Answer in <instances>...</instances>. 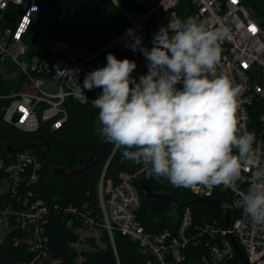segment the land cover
<instances>
[{
	"label": "built area",
	"instance_id": "2783aa9c",
	"mask_svg": "<svg viewBox=\"0 0 264 264\" xmlns=\"http://www.w3.org/2000/svg\"><path fill=\"white\" fill-rule=\"evenodd\" d=\"M150 1L153 7L145 13H130L121 7L130 25L103 48L90 50L72 35H66L38 53L37 45L32 48L28 42V35L39 18V0H0V85L5 84L7 89L0 94L2 124L24 133L38 132L43 125L50 131L62 128L69 119V101L90 104V92L96 89L85 90L87 99L76 98L71 94L73 81L83 85L89 72L106 66L110 48L119 46L133 51L125 47L132 40L128 29L142 37V46L150 49L159 28L177 17L181 0ZM190 1L196 7L194 19L210 29L223 26L228 30V37L221 44L218 72L226 73L241 87L237 118L242 131L255 133L254 148L264 163V28L242 0ZM253 26L255 31L251 30ZM130 60L137 64L132 76L138 81L147 73V61L139 50L133 51ZM116 152L114 147L108 155L95 200L89 198L82 204L66 206H49L30 190L43 166L33 148H20L0 158V226L7 235L17 232L14 246L31 254L29 260L15 264H66L63 257L53 253L49 237V221L55 214L65 218L72 233L68 245L76 264H83L88 254L105 251V237L116 253L115 234L135 243L146 258L145 264H226L237 253L231 237L248 264H264V225L253 223L240 206V193L249 187L247 179L242 178L232 188L190 189L196 198L229 196L234 213L233 218L228 214L229 226L226 218L224 225L217 219L196 222L188 205L180 209L172 228L151 232L138 218V184L147 172L142 165L133 164L123 168L116 178L108 176L107 168Z\"/></svg>",
	"mask_w": 264,
	"mask_h": 264
},
{
	"label": "clouds",
	"instance_id": "9594fccd",
	"mask_svg": "<svg viewBox=\"0 0 264 264\" xmlns=\"http://www.w3.org/2000/svg\"><path fill=\"white\" fill-rule=\"evenodd\" d=\"M127 35L132 40L125 47L147 61L138 81L134 60L108 53L106 66L89 72L83 85L71 83L76 98L102 89L91 101L98 110L96 135L150 177L175 187L232 188L247 179L240 206L253 223L264 225V163L254 148L255 133L242 131L237 118L242 89L218 72L228 30L172 17L150 49L133 29Z\"/></svg>",
	"mask_w": 264,
	"mask_h": 264
},
{
	"label": "trees",
	"instance_id": "16d2710c",
	"mask_svg": "<svg viewBox=\"0 0 264 264\" xmlns=\"http://www.w3.org/2000/svg\"><path fill=\"white\" fill-rule=\"evenodd\" d=\"M45 1L39 0L41 7L39 17L43 14L42 7ZM52 2L53 13L48 33L55 36V39L72 35L76 40L74 31L81 32L82 40L76 42L85 45L90 50L103 48L129 27L130 23L119 5L130 13H145L153 7L150 0H52ZM242 2L252 11L255 19L264 28V0H242ZM195 11L196 7L190 0H181L177 7V17L194 18ZM38 20L39 18L35 20L28 35V42L32 48L39 40ZM149 23L147 33L150 36L152 20ZM107 53L114 54L120 60L125 58L130 60L133 55V51L119 46L110 48ZM6 91L5 84H1L0 94ZM101 91L102 89L99 88L91 91V100L96 99ZM68 109V121L62 128L55 131H50L47 125H43L38 132L24 133L13 127L4 126L0 120V142L16 146L37 144L31 148L41 160L42 157L45 158L38 181L29 188L34 196L42 198L49 206L78 205L89 198L95 200L97 183L105 168L108 155L99 163L91 164L105 151L114 148L112 144L104 142L96 135V129L100 125L97 119L98 110L93 107L92 103L82 105L71 100L68 103ZM122 151V149L117 150L112 158L107 168L108 176L116 178L123 168L133 165L132 162L122 157ZM11 153L14 152H9L5 145L0 144V158L7 157ZM81 161H86L90 166L70 174L71 171L80 167ZM55 169L64 172H55ZM146 177L154 192L169 193L178 202L186 203L197 199L189 188L175 187L165 179L158 180L148 174ZM214 197L233 218L230 197L222 194ZM189 206L194 212L196 222L217 219L221 224H225V214L220 206L209 202ZM180 212L181 210L174 213V207L168 200H152L143 195L138 218L146 230L159 232L172 228ZM48 229L53 253L63 257L66 264H76L73 260L74 252L68 245L73 236L66 226L65 218L60 214L53 215L50 218ZM17 234L13 232L7 235L0 244V264H15L31 258L27 250L14 246L13 238ZM105 240L107 241L106 250L88 254L83 264H118V262L119 264H145V256L128 238L115 234L116 253L109 238L105 237ZM229 263L243 264L237 253L226 264Z\"/></svg>",
	"mask_w": 264,
	"mask_h": 264
},
{
	"label": "water",
	"instance_id": "95a60500",
	"mask_svg": "<svg viewBox=\"0 0 264 264\" xmlns=\"http://www.w3.org/2000/svg\"><path fill=\"white\" fill-rule=\"evenodd\" d=\"M0 144L5 145L9 152H14V151H16V150H18L20 148L35 147L37 145V144H34V145H29V146H24V145L23 146H16V145H8L5 142H0ZM111 152H112V150L105 151L99 158L95 159L94 162L91 165L99 163L100 161H102L105 158L106 155L111 154ZM42 161L45 162V158L44 157H42ZM89 166L90 165H88L86 161H81L80 167L75 169V170H73V171H71L70 174L77 173V172H79V171H81L83 169L88 168ZM54 171L55 172H59V173H63L64 172L63 170H60V169H55ZM140 191L145 197H147L149 199H152V200L163 199V200L170 201L172 203V206L174 207V213H177L181 208H183L185 206H188V205H191V204L202 203V202H209V203L216 204V205L220 206L223 209L224 214H225V218H226V224H227V226H229L230 218L228 216V213L224 209L223 205L220 204L216 199L197 198V199H194V200H192L190 202H186V203L185 202H178L169 193H165V192H162V191L154 192L152 190V188H151L149 180L145 176L142 178V180L140 182ZM231 240H232V243H233L237 253L239 254L241 259L243 260V263L244 264H248V262L245 259L243 251L238 246V244H237L236 240L234 239V237H231Z\"/></svg>",
	"mask_w": 264,
	"mask_h": 264
},
{
	"label": "rangeland",
	"instance_id": "374dc122",
	"mask_svg": "<svg viewBox=\"0 0 264 264\" xmlns=\"http://www.w3.org/2000/svg\"><path fill=\"white\" fill-rule=\"evenodd\" d=\"M119 7L121 8L120 5H119ZM42 10H43V14L39 17V20H38V30H39V40L37 41L38 53H40L42 51V49L48 43L52 42L56 38L55 36H52L48 33L49 24H50V21L52 18V13H53V2H52V0H46L43 4ZM78 19H80V18H78ZM74 33L76 36V41H78V42L81 41L82 37H83L81 32H78L75 30ZM139 189H140V185H139ZM142 196L143 195L141 193V198H142ZM6 235H7V230L5 228H3L2 226H0V244L5 239Z\"/></svg>",
	"mask_w": 264,
	"mask_h": 264
},
{
	"label": "snow or ice",
	"instance_id": "6c2138e0",
	"mask_svg": "<svg viewBox=\"0 0 264 264\" xmlns=\"http://www.w3.org/2000/svg\"><path fill=\"white\" fill-rule=\"evenodd\" d=\"M251 30H252V31H255L256 29H255V27L253 26V27L251 28Z\"/></svg>",
	"mask_w": 264,
	"mask_h": 264
}]
</instances>
